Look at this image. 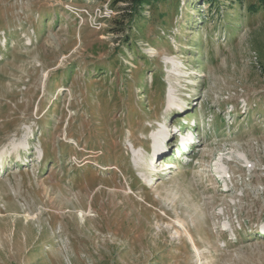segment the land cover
I'll return each mask as SVG.
<instances>
[{
	"label": "rangeland",
	"instance_id": "rangeland-1",
	"mask_svg": "<svg viewBox=\"0 0 264 264\" xmlns=\"http://www.w3.org/2000/svg\"><path fill=\"white\" fill-rule=\"evenodd\" d=\"M215 1L0 0V264H264V12Z\"/></svg>",
	"mask_w": 264,
	"mask_h": 264
},
{
	"label": "trees",
	"instance_id": "trees-1",
	"mask_svg": "<svg viewBox=\"0 0 264 264\" xmlns=\"http://www.w3.org/2000/svg\"><path fill=\"white\" fill-rule=\"evenodd\" d=\"M157 1L158 0H111L110 7L111 9L117 10L122 25H133L142 19L140 10L143 9L144 5H152ZM231 1L240 2V0ZM255 1L256 2L250 4V13H256L260 9L264 12V0ZM215 2V0H208L209 5H215ZM125 44L127 45V40Z\"/></svg>",
	"mask_w": 264,
	"mask_h": 264
},
{
	"label": "bare ground",
	"instance_id": "bare-ground-1",
	"mask_svg": "<svg viewBox=\"0 0 264 264\" xmlns=\"http://www.w3.org/2000/svg\"><path fill=\"white\" fill-rule=\"evenodd\" d=\"M182 108H183L182 106H181V107H176L175 110H177V109H182ZM164 143H165V142H164ZM160 144H161V143H159V144L157 143V144H156V149H157V150L159 149ZM164 147H165V146H164ZM164 147H162V148H164ZM161 152H163V153L166 154V153L168 152V149H167V148H164V150L161 151ZM159 153H160V152H157V153H155V155L157 156V154H159Z\"/></svg>",
	"mask_w": 264,
	"mask_h": 264
}]
</instances>
